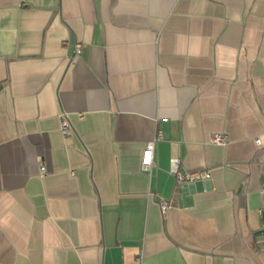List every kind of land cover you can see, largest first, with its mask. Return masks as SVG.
<instances>
[{"label": "crops", "instance_id": "0c3cea01", "mask_svg": "<svg viewBox=\"0 0 264 264\" xmlns=\"http://www.w3.org/2000/svg\"><path fill=\"white\" fill-rule=\"evenodd\" d=\"M263 178L264 0H0V264H264Z\"/></svg>", "mask_w": 264, "mask_h": 264}, {"label": "built area", "instance_id": "2783aa9c", "mask_svg": "<svg viewBox=\"0 0 264 264\" xmlns=\"http://www.w3.org/2000/svg\"><path fill=\"white\" fill-rule=\"evenodd\" d=\"M80 51H81V43L76 42L74 52L75 54H78L80 53ZM59 128L64 135H70L72 133L71 123L68 118V114L65 111H62L59 113ZM161 136H162L161 131L157 130V133L155 134V136L149 139L145 143V149L143 150L142 158H141V168L143 170L150 169L151 164H152V157H153V150L155 147V142ZM210 140L218 144H224L227 141V135L222 132H215L210 137ZM256 140L258 143H260L259 138H257ZM40 170L41 172H44L45 166L41 165ZM170 171L175 176V180L177 183H182V182L193 183L196 180L207 179L211 175V170L208 167H200V168H195V169L183 168L181 165L180 158L178 156H172L170 158ZM260 191H261V194L264 196V178L261 181ZM170 207H171V201L166 198H161L160 200L161 211L164 213ZM262 230L264 233V223L262 224Z\"/></svg>", "mask_w": 264, "mask_h": 264}]
</instances>
